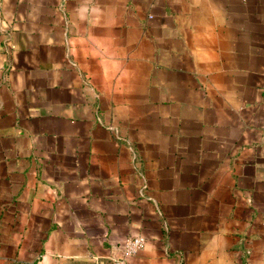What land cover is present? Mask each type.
Here are the masks:
<instances>
[{"label":"crops","instance_id":"obj_1","mask_svg":"<svg viewBox=\"0 0 264 264\" xmlns=\"http://www.w3.org/2000/svg\"><path fill=\"white\" fill-rule=\"evenodd\" d=\"M264 264V0H0V264Z\"/></svg>","mask_w":264,"mask_h":264},{"label":"built area","instance_id":"obj_2","mask_svg":"<svg viewBox=\"0 0 264 264\" xmlns=\"http://www.w3.org/2000/svg\"><path fill=\"white\" fill-rule=\"evenodd\" d=\"M145 237L142 235H130L125 237L119 257L112 260V264H128L127 259L136 255L145 245Z\"/></svg>","mask_w":264,"mask_h":264}]
</instances>
